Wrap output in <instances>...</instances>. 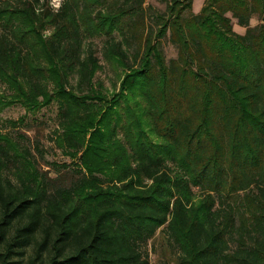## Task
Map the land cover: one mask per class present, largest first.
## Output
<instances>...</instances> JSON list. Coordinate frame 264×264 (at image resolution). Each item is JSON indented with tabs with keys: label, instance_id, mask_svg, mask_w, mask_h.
<instances>
[{
	"label": "trees",
	"instance_id": "16d2710c",
	"mask_svg": "<svg viewBox=\"0 0 264 264\" xmlns=\"http://www.w3.org/2000/svg\"><path fill=\"white\" fill-rule=\"evenodd\" d=\"M160 1L0 0V107L55 101L54 146L86 167L43 171L0 131V264H264V0ZM101 63L137 98L122 116ZM157 232L173 254L151 263Z\"/></svg>",
	"mask_w": 264,
	"mask_h": 264
},
{
	"label": "rangeland",
	"instance_id": "374dc122",
	"mask_svg": "<svg viewBox=\"0 0 264 264\" xmlns=\"http://www.w3.org/2000/svg\"><path fill=\"white\" fill-rule=\"evenodd\" d=\"M204 1V0H203ZM60 4V0H50V6L53 9H57ZM145 6L149 7L148 13L152 14H160V12L164 11V3L160 0H145ZM201 0H192L191 9H193L194 13H199L201 10ZM253 23H255L253 21ZM152 24V22H150ZM154 25V24H152ZM234 30L238 34H243L244 30L234 25ZM44 36L47 35V33L43 34ZM96 50L100 52L101 50V41L96 40L94 42ZM162 53H164V58L166 60L174 59L176 57V50L168 43L162 41L161 44ZM101 59V58H100ZM103 66V70L98 72L94 78V82H97L101 84L104 88V91L107 95V101L104 102L102 105L104 110L108 115L111 114V112L118 113L120 109L125 108V103L129 102L130 105H133L136 99H133V102H131L127 97H129V94L126 92H123L124 95L122 97L124 98H118L117 103L115 104L116 97L120 95L119 93V82L118 78L120 75V72L118 70L112 69L108 67L106 64L101 63ZM1 91V89H0ZM117 95V96H115ZM2 105L0 107V131L2 133H15V134H21L24 135L27 140V147L30 148L34 156L38 159L39 155L35 152L34 146L35 143L37 144V147L39 150L43 153V161L39 160V167L43 171L49 170L52 174H54L53 169L48 167L47 164H58V165H66L68 168H81L82 170L86 167L83 165L84 163L81 162V154L73 155V156H66L63 155V153L56 149L53 143L54 139V132L58 130V119H57V111L58 106L54 102H52L49 106H42L44 104L43 100H38L35 106H29L26 107L24 104L17 103L10 100H4L2 101ZM140 108L138 109V115L143 117L142 112H140ZM118 116H122L120 113L117 114ZM111 117H107L104 119L103 125L101 127V131L103 134L108 135L109 127L111 123H114V120L110 119ZM98 120H96L97 122ZM112 121V122H111ZM110 122V123H109ZM15 124V127H12L10 124ZM97 123L95 124L93 130H90L84 138V141L87 145V142H89L91 134L97 129L96 128ZM144 130V134L146 136H149L153 141H155V138L150 133L149 128L146 127L145 121H142V125ZM14 135V134H12ZM117 140H121V136L119 135ZM116 140V141H117ZM26 143V142H25ZM99 157H102L100 154H98ZM90 157V156H89ZM88 157V161H93L92 158ZM170 170H172L171 176L174 177L175 175L181 176V170L177 169L176 167L169 166ZM54 176V175H53ZM191 192L193 194V197L198 198L199 192L196 188H192ZM152 243L155 249V253L150 255L151 263L157 262V261H166L172 259V251L168 247L167 242L165 241V237L163 236V233L157 232L155 237L149 242Z\"/></svg>",
	"mask_w": 264,
	"mask_h": 264
},
{
	"label": "crops",
	"instance_id": "0c3cea01",
	"mask_svg": "<svg viewBox=\"0 0 264 264\" xmlns=\"http://www.w3.org/2000/svg\"><path fill=\"white\" fill-rule=\"evenodd\" d=\"M203 2V0H201V3ZM202 5V4H201Z\"/></svg>",
	"mask_w": 264,
	"mask_h": 264
}]
</instances>
